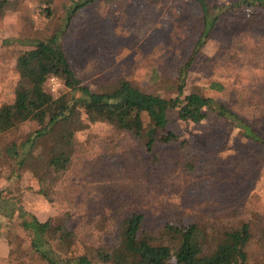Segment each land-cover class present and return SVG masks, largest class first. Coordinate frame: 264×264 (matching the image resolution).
<instances>
[{
    "label": "trees",
    "instance_id": "trees-1",
    "mask_svg": "<svg viewBox=\"0 0 264 264\" xmlns=\"http://www.w3.org/2000/svg\"><path fill=\"white\" fill-rule=\"evenodd\" d=\"M11 1L0 0V12ZM94 1L70 0L64 25L20 54L14 98L0 104V175L5 179L0 234L6 229L11 262L26 264L24 256L31 251L44 264H264V208L225 210L220 181L224 169L245 176L251 153L264 157V134L222 99L189 84L191 68L219 30L234 34L237 27L247 26L264 32V0H191L199 12L177 22L180 38L163 59L164 74L153 71L161 81L143 87L122 76L100 88L77 75L64 44L78 11ZM242 7L248 9L244 15L238 11ZM227 49L226 58H237L233 37ZM179 53L183 60L178 63ZM53 76L68 88L58 97L46 87ZM210 87L223 92L226 84L212 80ZM173 112L187 122L212 117L235 133L213 129L181 137L170 127ZM27 122L37 127L20 132ZM99 122L110 124L117 136L111 159L119 157L117 139L129 134L147 175L191 177L185 195L192 210L174 207L152 222L149 212L123 209L116 201L93 219L91 229L77 227V191L67 177L81 151L77 133ZM26 175L36 179L32 190L62 204L58 213L42 220L30 210L23 199ZM17 225L26 232L29 247L11 231Z\"/></svg>",
    "mask_w": 264,
    "mask_h": 264
},
{
    "label": "rangeland",
    "instance_id": "rangeland-1",
    "mask_svg": "<svg viewBox=\"0 0 264 264\" xmlns=\"http://www.w3.org/2000/svg\"><path fill=\"white\" fill-rule=\"evenodd\" d=\"M69 1L12 0L0 12V104L14 98L20 54L31 48L35 40L64 25L65 5ZM238 11L244 15L248 9L242 7ZM198 12L191 0H96L78 11L64 36V44L77 75L93 88L122 76L148 87L157 79L162 80L153 71L158 68L164 74L163 59L179 42L177 22ZM236 30L234 34L225 30L215 33L191 68L189 84L191 88H204L207 94L222 99L264 134V32L247 26ZM232 37L239 55L229 59L225 52ZM237 41L240 43L236 44ZM176 57L178 63L183 60L180 53ZM212 80L225 82L226 89L213 90ZM46 87L55 97L68 91L58 77L55 81L49 78ZM144 119L149 124V118L144 116ZM36 127V123L27 122L20 132ZM170 127L181 137L206 134L213 129H219L224 135L235 133L212 117L198 123L187 122L179 119L176 112L171 115ZM114 133L110 124L100 122L88 124L77 133L81 151L67 177L69 186L77 191V227L84 231L91 229L89 224L93 219L101 216L99 214L110 204L113 208L116 201L123 209L149 212L152 222L165 218L167 211L174 207L192 210L190 198L185 195L191 177L177 172L147 175L142 167L145 162H140L138 153L133 154L135 144L129 134L117 139L119 157L111 159L109 155L117 137ZM87 150L92 158L86 157ZM134 156L138 157L136 162H130ZM251 160L250 171L245 176L229 169L221 172L225 210L247 206L264 208V157L251 153ZM4 184L5 179L0 175V190ZM22 184L26 187L25 203L40 219L45 220L62 209V204H52L31 189L37 188L36 179L26 175ZM4 230L0 234V264H13ZM11 231L29 247L23 228L17 225ZM24 260L26 264H44L31 251L25 254Z\"/></svg>",
    "mask_w": 264,
    "mask_h": 264
},
{
    "label": "built area",
    "instance_id": "built-area-1",
    "mask_svg": "<svg viewBox=\"0 0 264 264\" xmlns=\"http://www.w3.org/2000/svg\"><path fill=\"white\" fill-rule=\"evenodd\" d=\"M51 80L55 81V80H57V77L53 76V77H51Z\"/></svg>",
    "mask_w": 264,
    "mask_h": 264
}]
</instances>
